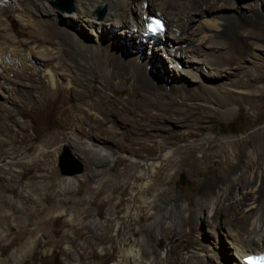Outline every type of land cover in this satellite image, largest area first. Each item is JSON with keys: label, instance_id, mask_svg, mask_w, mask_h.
I'll list each match as a JSON object with an SVG mask.
<instances>
[{"label": "rangeland", "instance_id": "obj_1", "mask_svg": "<svg viewBox=\"0 0 264 264\" xmlns=\"http://www.w3.org/2000/svg\"><path fill=\"white\" fill-rule=\"evenodd\" d=\"M238 1L244 0H232ZM55 9L60 13L65 11ZM251 9L247 5L223 7L240 15ZM193 16L198 19L200 14ZM1 19L16 32L18 39L31 34V28L22 27L9 10L1 11ZM229 24L231 34L237 37L228 38L233 43L230 52L238 50V45H243L246 52L230 68L226 64L220 67L227 80L217 86H226L234 92L245 89L264 93V30ZM84 30L87 34L84 38L93 40L89 30ZM24 48L29 49L30 42ZM61 48L62 63L79 54L67 39L62 40ZM228 52L223 59L228 57ZM155 67L164 69L161 63ZM204 69V76L217 79L215 73ZM72 71L75 90L72 84L71 88L64 84L58 88L44 86L23 103L9 105L3 97L4 87H0V137L9 140L0 141V264H114L121 259V245L128 241L145 252L153 264H167L163 260L171 247L176 248L173 255L186 254L200 228L198 225L196 229L194 222L203 214L196 212L195 221L193 218L177 234L170 224L165 229L153 225L148 202L154 201V193L165 190L167 196L179 200L194 197L207 181L216 179L219 170H225L235 158L240 159L239 155L234 156L242 150L241 142L264 134V98L250 100L244 96L239 102L230 100L232 111L225 114L213 110L215 93L198 85H194V91L207 95L209 101L195 96L189 88L160 87L136 78L118 86L117 79L103 80L96 70L89 71L83 79L79 71ZM247 75H258L260 79L250 80L248 84L244 81ZM6 81L13 79L6 77ZM16 82L19 87L32 88V80ZM83 88L89 94L85 99L81 97ZM147 89L155 91L151 96L158 97L162 109L173 106L177 112L181 111L179 116L164 122V130H141L150 123L147 120L151 115L144 112L146 101L138 104ZM167 91L173 94L164 95ZM195 104L203 108L193 107ZM202 110L209 114L211 127L198 136L188 135L187 127L179 123L187 124L190 122L187 118L197 117ZM79 116L83 123L76 128L71 119L74 121ZM224 125L226 131H221ZM72 133L77 134L79 142L71 143ZM204 137H228L233 142L231 155L213 158L218 146L207 148L210 143L204 144L207 149L199 150L197 144ZM87 140L94 147L105 146L108 151L99 154L89 150ZM254 143L258 146L257 140ZM62 145L83 163L81 173L68 177L60 174L57 156ZM168 149L173 150V165L167 170L161 168L160 177L154 182L150 177L155 172H147L148 163L162 158L161 154ZM67 179L71 182L63 185ZM229 179L221 187L233 188L234 176ZM152 182L153 191H149ZM144 195L148 197L146 202ZM209 202L203 200V207ZM208 227L203 225L202 232L214 243ZM222 253L229 261L236 259L227 247Z\"/></svg>", "mask_w": 264, "mask_h": 264}, {"label": "bare ground", "instance_id": "obj_2", "mask_svg": "<svg viewBox=\"0 0 264 264\" xmlns=\"http://www.w3.org/2000/svg\"><path fill=\"white\" fill-rule=\"evenodd\" d=\"M24 1L0 0V87H4L3 97L9 105L26 102L44 86L58 88L64 84L66 88H71L69 86L72 84L75 90L73 69L80 72L82 79L87 77L89 71L96 70L103 80L117 79L118 86L136 78L154 82L160 87L189 88L195 96L209 101L210 97L194 91V85H198L215 93L213 110L225 114L232 111L231 101L239 102L244 96L250 100L264 98V93H250L245 89L234 92L226 86H217L225 84L227 80V75L221 73L223 70L220 67L226 64L230 68L235 60L243 59L246 52L243 45H238V50L230 52L233 43L228 38L235 37V34H231L229 22L264 30V0H244L240 3H233L232 0H71L72 9L64 13L51 5L53 0H27L26 4ZM233 4L238 7L251 6L252 9L249 13L242 11L241 15L223 10L225 6L234 8ZM97 6L105 9L101 18L93 12ZM4 10L14 13L22 27L31 28L28 38H17L16 32L1 19V11ZM150 13L162 20V32H145L146 16ZM193 13L200 14V17L194 18ZM84 29L89 30L93 40L84 38ZM123 38L126 41L123 42ZM241 38L246 40L247 37L242 35ZM63 39L72 43L79 53L66 59V63L59 59L62 56ZM26 42H30L29 49L24 48ZM227 50L229 55L223 59ZM157 63L164 65V69H155ZM204 67L215 73V81L204 76ZM6 77L13 81L7 82ZM18 79L32 80L31 90L19 87L16 82ZM259 79L258 75L244 77L248 84L250 80L257 82ZM146 91L138 104L146 101L143 106L147 111L144 112L151 116L147 120L150 123L143 125L141 130H164V122L175 115L179 116L181 111L177 112L173 106L162 109L158 97L151 96L155 91ZM81 94L82 99L89 96L85 88ZM170 94L173 92L164 93ZM122 103L128 105L129 101ZM193 107L203 108L200 104ZM187 120L190 122L179 125L187 127V134L191 136H198L204 129L211 127L210 116L204 110L197 117ZM71 122L76 128L81 127L82 116L74 121L71 119ZM0 141L9 140L0 137ZM70 141L72 144L79 142L76 133H72ZM213 141L216 143L211 144ZM87 142L89 150H96L99 154L108 151L103 145L94 147L89 140ZM206 143H210L207 148L218 146L213 158L231 155L233 142L228 137L201 138L197 144L199 150L207 149L204 146ZM240 146L242 150L234 156L239 155L240 159L235 158L225 170H219L216 179L207 181L194 197L179 200L167 196L166 190L153 194L154 201L148 202L154 217L153 225L165 229L166 224H170L180 234L193 218L195 221L196 212L203 214L199 215L197 223L194 222V227L197 229L200 225V228L196 230L190 250L186 254L176 252L173 255L176 248L171 247L163 262L241 264V256L264 249V134L242 141ZM172 151L168 149L161 154L162 158L148 163L147 172H155L150 177L154 182L160 177L161 168L167 170L173 165ZM233 176V188L221 187ZM69 180L64 181L63 185L70 183ZM153 185V182L149 185V191H153ZM147 198L144 195V202ZM203 200L210 201L206 208L203 207ZM165 207L167 209L162 211ZM203 225L209 226L214 243L209 242V236L202 232ZM226 247L236 257L235 260L229 261L224 256L222 252ZM120 251L121 259L114 264H153L145 252L134 247L130 241L123 243Z\"/></svg>", "mask_w": 264, "mask_h": 264}, {"label": "water", "instance_id": "obj_3", "mask_svg": "<svg viewBox=\"0 0 264 264\" xmlns=\"http://www.w3.org/2000/svg\"><path fill=\"white\" fill-rule=\"evenodd\" d=\"M52 5L59 10L70 11L72 9L71 0H53ZM104 11L105 9L102 6H97L93 10L98 18L103 16ZM57 167L62 176L68 177L81 173L83 163L74 154H72L67 146L62 145L61 151L57 156Z\"/></svg>", "mask_w": 264, "mask_h": 264}, {"label": "trees", "instance_id": "obj_4", "mask_svg": "<svg viewBox=\"0 0 264 264\" xmlns=\"http://www.w3.org/2000/svg\"><path fill=\"white\" fill-rule=\"evenodd\" d=\"M227 125H224V130H221V131H226L225 128H226ZM221 126H218V128L220 129Z\"/></svg>", "mask_w": 264, "mask_h": 264}, {"label": "clouds", "instance_id": "obj_5", "mask_svg": "<svg viewBox=\"0 0 264 264\" xmlns=\"http://www.w3.org/2000/svg\"><path fill=\"white\" fill-rule=\"evenodd\" d=\"M245 256V255H244ZM242 257V256H241Z\"/></svg>", "mask_w": 264, "mask_h": 264}]
</instances>
